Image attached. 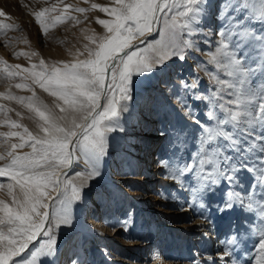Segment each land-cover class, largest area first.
Listing matches in <instances>:
<instances>
[{"label": "rangeland", "instance_id": "rangeland-1", "mask_svg": "<svg viewBox=\"0 0 264 264\" xmlns=\"http://www.w3.org/2000/svg\"><path fill=\"white\" fill-rule=\"evenodd\" d=\"M7 1L17 9H25L13 16L11 8L0 5V10L7 13L0 20L15 26L0 33V133H23V127H27L37 134L38 118L28 110L26 102L15 97H28L34 91L49 105L54 98L32 84L23 68L25 65L31 68L41 59L46 65L62 66L61 62L86 58L82 46L95 47L98 38L107 34L106 30H99L103 26L96 21L110 19V16L91 8L92 3L104 5L103 0ZM225 3L226 0H201L186 17L188 27L176 30L172 51L183 55L184 59L172 55L154 64L150 71L141 70L137 74L134 70L130 74V99L121 101L118 115L106 122L109 126L118 123L123 130L107 134V150L102 156L92 149L95 157L106 161L105 167L95 165L92 158L87 159L79 153L72 161L76 169L72 172L65 169L68 177L81 188V198L67 206L71 220L69 227L74 230L72 235L65 234V228L55 229L56 246L51 264H73V261L77 264H251V253L259 241L258 233L264 230V217L260 215L264 207L261 203L264 189L254 188L259 170L249 169L256 168L259 158L264 156V141L253 143V135L264 136V122L257 120L249 124L253 118L241 115L235 105L225 104L231 112L222 111L220 103L235 99L227 93L237 91L236 88L226 89L221 93L223 99L216 100L215 111L217 120L228 117L229 123L223 127L225 131L234 132L237 146L234 149L227 147L223 138L203 145V126L212 128L217 120L207 116L209 100L196 99V96L212 98L219 87L209 73L238 84L236 78L226 75L225 69L218 70L208 55L218 47L220 37L217 33L226 27L228 32L233 30V20L246 30L238 53L243 57L240 66L249 69L244 87L264 91V0H245L248 6L243 9H237V0H232L231 10L222 15ZM53 6L56 10L46 15L64 14L66 18L63 23L57 21L55 26L49 25L47 33H41L33 13L42 7L51 9ZM76 7L88 11H73ZM160 27V24L155 26L152 37L145 39L141 47L161 38ZM226 41L228 50H234L236 37H226ZM183 63L186 69L180 71ZM9 69L20 75L9 77ZM182 82L196 87L185 88ZM17 84H26L33 91L28 87L17 88ZM233 113L237 116L236 121L231 119ZM12 122L22 127L10 128ZM5 141L19 143L17 137L0 136V144ZM162 145L164 151L158 157L155 153ZM217 145L226 149L231 182L218 178L212 184L198 175L200 156L197 154L201 147L211 149ZM188 164L195 167L185 171ZM89 167L98 175L91 178L75 176L78 171L87 172ZM205 168L210 171L212 166L205 165ZM0 182L7 183V177H0ZM219 182L239 194L233 197V213L236 214L233 227L236 229L232 233H222L215 243L219 245L218 252L209 255V246L202 241L203 226L194 221L191 213L194 210L202 212L206 219L217 216L219 209L213 205L223 192ZM204 187L208 188L209 196L206 197L209 199L201 208ZM184 193L188 205L180 202ZM249 193L253 195L250 197ZM240 197H243V203ZM0 198H6V193L0 192ZM98 202L102 205L96 206ZM101 225L106 228H100ZM229 240H233L234 245H229ZM36 246L38 244L32 245L29 253ZM226 248L231 250L230 256L221 261L220 255Z\"/></svg>", "mask_w": 264, "mask_h": 264}, {"label": "snow or ice", "instance_id": "snow-or-ice-1", "mask_svg": "<svg viewBox=\"0 0 264 264\" xmlns=\"http://www.w3.org/2000/svg\"><path fill=\"white\" fill-rule=\"evenodd\" d=\"M36 2L39 3L40 0ZM200 3L201 0H111V6L92 3V9L107 13L110 19L96 21L103 26L107 34L98 38L95 47L85 45L86 58L61 62L62 66L46 65L41 59L39 64L31 66V71L23 70L29 73L32 84L54 99L52 105H49L28 85L17 84V88L28 87L29 91H33L31 96L15 99L26 102L28 110L38 118L39 133L33 134L27 127H23V133H0V136L17 137L19 140V143L5 141L0 144V177H7L8 180L7 183L0 182V192L6 193V198H0V264H37L40 256H50L54 253L55 229L71 222L67 215V206L81 198V188L65 171L76 155V148L94 149L100 156L106 153L107 134L123 130L118 123L109 126L106 122L118 115L121 101L130 99V74L134 70L137 74L141 70L150 71L154 64L172 55H179L180 59H184L183 55L172 51V47H175V33L177 29L188 27L186 17ZM231 6L232 0H226L222 6V15L231 10ZM247 6L245 0H237V9ZM55 10L53 6L51 9L42 7L39 11H34L35 23L41 33H47L49 25L55 26L57 21L64 22V14L46 15ZM73 11L85 13L88 9L76 7ZM5 16L7 13L0 10V17ZM157 24L161 25V38L147 44V47H141L145 44L143 38L150 34ZM14 27L0 20V33ZM231 27V32H228L226 27L217 33L220 37L218 47L215 52H208V55L218 70L225 69L226 75L236 78L238 84L209 73L219 87L212 94V98L196 96V99H208L210 107L207 116L210 120H217L216 100L223 99L221 93L226 89L236 88L235 93H227L229 96L234 95L235 99L220 103L219 108L229 113L231 110L226 108L225 104L235 105L241 115L253 118L249 120V124L257 120L259 123L264 122V91L244 87L249 69L240 66L243 57L238 53L244 43L242 38L246 36V30L235 20L232 21ZM226 37H236L234 50H228ZM184 43L187 45L188 41L185 40ZM150 60H153L152 64L149 63ZM7 75L13 77L20 73L9 69ZM183 87L195 88L196 85L183 83ZM231 119L236 121L237 116L233 113ZM228 123L226 116L224 119H218L212 128L203 126V145L223 138L227 141L226 146L234 149L237 146L234 132L225 131L223 127ZM9 127L18 129L22 126L12 122ZM253 137V143L264 141V136ZM24 148H29L30 151H18ZM225 152L226 149L219 145L211 149L201 147L200 153L197 154L200 156L198 175L203 180L212 184H215L218 178L232 181V175L229 173L230 160ZM205 165H211V170H207ZM194 167V164H188L184 170L191 171ZM88 169L87 172H76L75 176L87 175L91 178L98 175L91 167ZM249 170H259L257 185H254V188L264 189V156L259 158L256 168ZM172 178L177 179L175 176ZM193 192H196V189H193ZM252 195L253 193H249L250 197ZM238 196L239 194L230 191L225 206L231 207L233 197ZM240 202L243 203V197H240ZM261 203L264 205V200ZM251 206L249 204V207ZM260 215L264 217V207ZM258 235L259 241L251 253V264H264V230L259 231ZM227 243L234 245L233 240ZM36 244L38 246L32 248L30 255L22 258L30 246ZM230 251L226 248L220 259L230 256ZM73 264L77 262L73 261Z\"/></svg>", "mask_w": 264, "mask_h": 264}, {"label": "bare ground", "instance_id": "bare-ground-1", "mask_svg": "<svg viewBox=\"0 0 264 264\" xmlns=\"http://www.w3.org/2000/svg\"><path fill=\"white\" fill-rule=\"evenodd\" d=\"M10 4H11L10 1L8 2L7 0H0V5H2L4 8H11L12 9L13 16H16V15L20 14L22 12L23 8H24V7H21V8L19 7V9H17L16 7H14L13 5H10ZM27 4H30V3L27 2ZM103 4L105 6H111V0H103ZM99 30L100 31H104L105 29H103V27H99ZM154 31H155V27H154L153 31L150 34H147L143 39L145 40V39L151 38L153 33H154ZM82 47L85 50V45L82 46ZM85 52H86V50H85ZM184 65H185L184 63L181 65L180 71H185L186 68H183ZM26 66L27 65H25V67L23 69H28L29 71H31V68H28ZM26 73H28V72H26ZM28 75H29V73H28ZM57 111H58V109H57ZM196 113L198 114V111H196ZM163 151H164V146L163 145L159 146V148L157 149L155 154H158V157H159V155H161ZM93 152L94 151H92V149H81V148L78 147L76 149V155H75V157L73 158L72 161H74V159L77 157V155L79 153H81L83 156H86L87 159L88 158H90V159L92 158V160L94 161L95 165L101 166V167L104 168L106 161L104 159H101V158L97 157V156L95 157ZM87 161H89V160H87ZM74 166H75V164L72 163L71 166L68 168V169H70V172H72L73 170L76 169ZM218 184H220V186L223 185L222 182H219ZM184 188H185V186L182 187V189H184ZM222 188H223L222 195L215 201V203L213 205V207H216L215 209H219V211L217 212V216L214 219H213V216L210 217V219L203 218L204 216L202 217V215H201L202 212L200 213L199 211H195L194 210L191 213V215L194 217V221H197L198 223H200V225L203 226V228L201 230L202 237H203L202 241H204L206 246H209V250H208L209 255L210 254L212 255V252H214V253L218 252V250H219L218 246L219 245H216L215 243L218 240V238L221 236L222 233H225V232H228V233L231 232L232 233L236 229L235 227H233L234 220H235V215H236L235 213H233V205H234L233 201L231 202V207H226L225 206L226 203H228V193L231 190H230L229 186H226V185H223ZM207 189L208 188L204 187V191L202 192L201 201H200L201 208L203 207V204H205L206 199L207 200L209 199V198L206 197V196H209L208 192L206 191ZM184 192H186V191H184ZM100 196H102V195L100 194ZM180 202L181 203H185L186 205H188L187 194L186 193H184L183 196L180 197ZM101 205L102 204L98 202V204L96 206H101ZM216 218H218V219L216 220ZM226 222H229V223L226 224ZM59 227L60 228H65L64 233L67 234V235H69V234L72 235V233L74 232V230L69 227V224H62ZM227 227H230L231 229H233V231L232 230H228L230 228L227 229ZM100 228L105 229L106 227L104 225L103 226L101 225ZM102 229H100V230H102ZM30 248H31V246H30ZM184 248H186V247H184ZM58 253L59 252H56V254H58ZM27 255H30L29 251L24 254V257L27 256ZM219 255H220V253H219ZM59 256L61 257L60 254H59ZM51 257H52V255H50V256H40L38 261H37V264H51L50 263ZM221 261H222V259H221Z\"/></svg>", "mask_w": 264, "mask_h": 264}]
</instances>
